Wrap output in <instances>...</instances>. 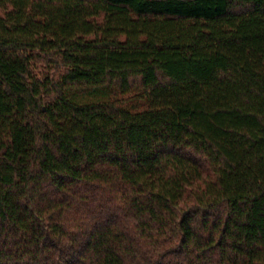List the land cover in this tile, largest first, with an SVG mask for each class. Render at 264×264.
<instances>
[{
  "label": "trees",
  "instance_id": "1",
  "mask_svg": "<svg viewBox=\"0 0 264 264\" xmlns=\"http://www.w3.org/2000/svg\"><path fill=\"white\" fill-rule=\"evenodd\" d=\"M0 264H264V0H0Z\"/></svg>",
  "mask_w": 264,
  "mask_h": 264
}]
</instances>
